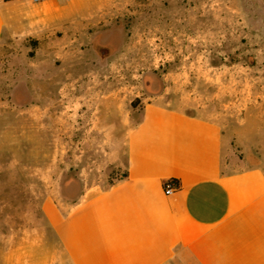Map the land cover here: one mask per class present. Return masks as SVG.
Returning <instances> with one entry per match:
<instances>
[{
    "label": "rangeland",
    "instance_id": "obj_1",
    "mask_svg": "<svg viewBox=\"0 0 264 264\" xmlns=\"http://www.w3.org/2000/svg\"><path fill=\"white\" fill-rule=\"evenodd\" d=\"M116 2L89 32L17 28L0 42L1 259L55 263L44 201L123 175L146 102L216 121L264 163V0Z\"/></svg>",
    "mask_w": 264,
    "mask_h": 264
},
{
    "label": "crops",
    "instance_id": "obj_2",
    "mask_svg": "<svg viewBox=\"0 0 264 264\" xmlns=\"http://www.w3.org/2000/svg\"><path fill=\"white\" fill-rule=\"evenodd\" d=\"M116 1L0 0V42L17 28L89 32L122 11ZM124 138L123 175L67 205L44 201L55 263L10 250L0 264H264L262 158L238 150L216 121L157 101L143 105ZM169 178L179 187L166 195Z\"/></svg>",
    "mask_w": 264,
    "mask_h": 264
},
{
    "label": "built area",
    "instance_id": "obj_3",
    "mask_svg": "<svg viewBox=\"0 0 264 264\" xmlns=\"http://www.w3.org/2000/svg\"><path fill=\"white\" fill-rule=\"evenodd\" d=\"M33 1L40 2V1H45V0H33ZM162 187H163L164 193L166 195H170L178 189L179 183L176 179L169 178L163 182Z\"/></svg>",
    "mask_w": 264,
    "mask_h": 264
}]
</instances>
